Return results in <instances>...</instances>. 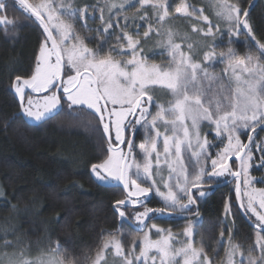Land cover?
<instances>
[{"label": "snow or ice", "instance_id": "6c2138e0", "mask_svg": "<svg viewBox=\"0 0 264 264\" xmlns=\"http://www.w3.org/2000/svg\"><path fill=\"white\" fill-rule=\"evenodd\" d=\"M208 3L216 17L215 23L204 14L203 8L198 9L188 0H179L174 12L170 11L173 0H104L103 7L84 8L73 7L71 0L59 3L18 0L19 7L39 22L45 39L30 77L16 76L11 84L21 110L17 118L46 122L59 114L62 101L70 109L90 110L107 141L106 157L91 165V175L103 185H122L126 195L115 202V211L123 220L126 212L121 206L131 205L132 218L143 233L133 238L127 248L122 234H108L87 264H107L108 255L113 257L114 264L116 261L119 264H214V257L215 264H264V187L255 186L264 184V177L256 180L250 171L253 167L264 168V143H256L252 135L264 126V42L256 39L248 10L241 8L238 0H208ZM6 7L4 0H0V12ZM96 8L101 13L104 35L93 48L86 43L90 38L81 37L70 21L77 14L84 18L90 9ZM127 8H135L136 17L144 22L135 24L132 32L127 30L129 17L124 15ZM121 16L125 24L121 27L116 20V27L120 28L116 45L105 52L107 37L114 34L109 29H113V20ZM180 18L190 24L191 33L213 38L211 44L203 45L201 59L195 58L199 54L197 42L188 33L181 35L171 26V21ZM221 23L226 28L228 47L226 52L217 53L215 35L224 34ZM0 24L12 25L13 21L0 15ZM242 31L245 44L249 38L255 42V55L250 50L241 58L232 47ZM141 32L145 41L153 35L157 37L156 43L165 50L167 62H149ZM220 64L226 65L223 76L214 71ZM156 90L170 97L166 104L156 101L153 95ZM203 127L214 131L213 140L218 143L208 140V134L202 133ZM140 129L145 142L137 151L133 137ZM241 135H247V143L241 140ZM213 147L218 149L214 156L209 151ZM254 147L260 153L259 163L255 165ZM225 174L236 181L240 207L245 214L255 217L254 244L246 250L233 241L231 230L224 257L220 259L218 249L210 256L202 241L198 246L194 243L191 222L184 229L183 239L170 229L158 228L156 224L149 228L145 223L153 213L189 210L198 198L194 190L199 197L205 195L202 190L205 177ZM141 180L151 181L149 187H143ZM153 190L162 198L164 207L144 206L140 198H146ZM224 212L230 213L227 203ZM7 235L0 242V248L4 249L0 252V264H76L75 260L60 255L59 242L40 255L29 257L25 249H17L20 242L14 243ZM224 237L222 230L221 242ZM9 248L13 251L8 252Z\"/></svg>", "mask_w": 264, "mask_h": 264}, {"label": "trees", "instance_id": "16d2710c", "mask_svg": "<svg viewBox=\"0 0 264 264\" xmlns=\"http://www.w3.org/2000/svg\"><path fill=\"white\" fill-rule=\"evenodd\" d=\"M188 1L197 7L204 6L207 15L213 23L216 22L208 1ZM252 1L238 0L241 8L247 10ZM14 2L12 9L6 7L4 10L13 24L7 26L0 24V242L7 233L8 239L14 243L17 240L20 242L17 249H25L29 256H37L41 251L46 252L59 242L62 257L73 259L76 264H87L88 258L94 257L102 239L107 238L108 234H122L127 248L131 240L140 236L142 232L125 223L115 211V202L126 195L122 186L102 185L91 175V165L106 157L107 141L97 118L89 114L90 110L70 109L63 101V108L59 114L46 122L34 125L25 123L24 118H17L21 110L11 84L16 76L30 77L45 33L39 22L34 17H29L19 7L18 0ZM29 2L35 3L38 0ZM71 2L73 7L77 8H84L86 5L102 7L101 1L99 3L91 0H71ZM176 3L178 0H173L170 11L174 12ZM90 12H95L94 19L89 15ZM126 13L129 14L127 21L129 32L133 31L135 24L144 23L134 16L135 8H130ZM100 15L99 8L90 9L84 18L77 14V17L70 21L81 37L90 38L86 39L89 47L95 48L104 35ZM248 18L256 39L264 42V0L257 2ZM117 19L121 27L125 24L122 16L113 20V29H109V32L114 34L107 37L105 52L116 45V35L120 34V28L116 27ZM174 24L181 35L188 33L192 41L197 42L196 49L203 40L205 44L213 42L212 37L204 38L191 33L190 24L183 18L171 21V25ZM220 26L224 27L222 24ZM144 27L147 28V24H144ZM98 28L101 29L100 32L96 31ZM223 32V35L216 33L215 39L220 36L225 38L227 33ZM240 36L245 38L244 31ZM141 40L145 41L142 32ZM156 40L157 37L154 35L148 39L147 43L151 49L144 54L149 58V62H167L168 57L165 58L163 49L157 48ZM218 45L217 52L227 51L228 42L221 41ZM232 47L241 58L248 55L250 50L253 55L257 53L255 42L250 38L248 44L239 41ZM201 56L195 58L200 59ZM224 68L223 65L222 70ZM222 70L218 76H223ZM253 136L256 143H264V129L255 131ZM241 140L246 143L247 135H241ZM216 149L213 147L209 150L213 156ZM253 151L255 165L259 163L260 153L256 152L255 147ZM232 166L236 168L235 164ZM250 171L255 178L264 176V168L253 167ZM229 178V175L224 179L205 177L204 184L221 183ZM235 186L236 181H233L215 188H202L205 192L203 197H199L194 190L198 197L196 203L191 205L189 210L180 212L188 213L196 205L199 206V213L190 217L192 220L189 219L193 221L197 217L192 225L195 231L194 238L196 242L204 243L210 256H213L214 249H218L220 259L224 257L226 247V243L221 242L220 238L222 230L225 237H228L229 230L232 231L233 228L236 241L245 248L254 244L257 231L239 209ZM255 186L263 187L264 184L257 183ZM226 203L231 209L228 224L224 219ZM151 204L163 205L156 194ZM121 210L134 221L131 215L134 209L121 206ZM139 210L143 211V208ZM162 215L167 217L165 214ZM247 216L255 225V217L251 213ZM154 220L151 219L148 227L155 222L174 232H183L185 229L183 221L175 223L166 218ZM0 250L4 251L2 248ZM215 259L214 257V264Z\"/></svg>", "mask_w": 264, "mask_h": 264}, {"label": "rangeland", "instance_id": "374dc122", "mask_svg": "<svg viewBox=\"0 0 264 264\" xmlns=\"http://www.w3.org/2000/svg\"><path fill=\"white\" fill-rule=\"evenodd\" d=\"M91 1H98L99 3H100V1H101V5H102V7H103V3H104V0H91ZM205 1H208V0H205ZM56 2L57 3H59L60 2V0H56ZM178 2H179V0H178ZM189 2V1H188ZM190 4H191V2H189ZM195 7H197V6H195ZM198 9L199 8H203L204 9V14L205 15H207V13H206V8L204 7V6H198L197 7ZM130 8H127L126 9V11L127 10H129ZM126 11H125V13H124V15H127L128 17H129V14H127L126 13ZM88 14V13H87ZM89 15L91 16V17H94V15H95V12H90L89 13ZM104 16H105V19H107L108 18V13H107V10L105 9V12H104ZM134 16H136V15H134ZM119 18V17H118ZM211 19V18H210ZM115 20V19H114ZM128 25H129V22L127 23ZM222 25H224L223 23H221ZM173 28H174V30H177V27H176V24H174V25H171ZM221 29H223V31H226V28H225V25H224V27H222ZM223 36H220V38H216L215 39V42L217 43V44H219L221 41L222 42H228V35H225V38H222ZM222 38V39H221ZM234 39H236V38H234ZM221 40V41H220ZM220 41V42H219ZM239 41H245V38L244 37H241V36H239V38H238V40H237V42H239ZM148 40H146V41H142V44H143V48H144V53L145 54H147V51H148V49H151L150 47H149V45H148ZM156 45H157V43H155ZM154 44V45H155ZM205 44V40H203L202 42H200L199 43V47H197V49H196V52L197 53H199V54H196V56L195 57H199V55H201L200 53L204 50V47H203V45ZM155 45V47H157ZM50 46V45H49ZM203 47V48H202ZM158 49H163L162 47H157ZM164 50V49H163ZM165 51V50H164ZM226 52V51H225ZM159 53V52H158ZM217 53H219V52H217ZM166 54V53H165ZM159 54H157V56H158ZM119 58V57H118ZM165 58L167 59V54H166V56H165ZM202 58V56L200 57V59ZM160 60H161V57H160ZM157 63H159V62H157ZM224 65V67H225V64H220V65H218V66H216V68L214 69V71H215V74H217V75H220V70H222V66ZM153 95H154V98L156 99V101L157 102H160V103H167V101L170 99V97L164 92V91H161V90H156L154 93H153ZM34 97L36 96V95H33ZM154 111H155V109H154ZM202 133H207L208 135H207V138H208V140L210 141V142H212V143H218V141H214L213 140V137H214V135H215V133H214V131H212V130H210L209 128H207V127H203L202 128ZM142 134L144 135L143 136V140H142V143H144L145 142V134H144V132H142ZM161 147V149H162V145L160 146ZM218 149H216V151H217ZM162 161H163V158H162ZM187 162V161H186ZM208 170L209 171H211V164H210V161L208 162ZM194 169L190 166L189 167V172H192ZM164 175H165V177L167 176V169L165 168V171H164ZM227 177V174H225L224 176H221V177H213V178H218V179H224V178H226ZM261 177H264V176H257L255 179H260ZM156 179H157V181H159V177H156ZM141 181H143V182H145L147 185H150V183H151V181H146V180H141ZM264 187V186H263ZM258 188H260V187H258ZM161 190H164L163 189V187L161 186ZM154 194H156V192L154 191ZM156 196H158L157 194H156ZM158 197H160V196H158ZM160 200L162 201V203H163V200H162V198L160 197ZM163 205H164V203H163ZM231 210V209H230ZM229 214H231V211H230V213ZM229 214H227V215H225V217H224V219H225V221H226V223H227V221H228V215ZM189 219H191L192 220V218H187V219H184V221H183V225H185V228L188 226V224H189V222H191V224L193 225V223L195 222V220L197 219V217H195V220H193V221H189ZM153 224H156L157 225V227L158 228H163L160 224H158V223H153ZM228 224V223H227ZM152 225V224H151ZM151 225L149 226V228H151ZM182 225V224H181ZM163 229H166V228H163ZM232 229V231H231V233H232V236H233V241L234 242H236V243H239L238 241H236V238L234 237V235H233V228H231ZM148 229H146L145 231H147ZM172 231V233L174 234V235H176V236H178L180 239H183V232H179V231H177V232H174L173 230H171ZM192 231H193V237H192V239H193V241H194V243L198 246L199 244H200V242H196V240H195V238H194V235H195V231H194V228H193V226H192ZM143 234V233H142ZM141 234V235H142ZM229 234V233H228ZM152 235H153V238H156V234H155V229H152ZM117 236H121V235H117ZM136 237H138V236H136ZM122 239H123V236H122ZM227 239H228V237H224V242L226 243L225 245L227 246ZM125 246V245H124ZM126 248V247H125ZM243 248L246 250L247 248H245L244 246H243ZM7 251L8 252H12L13 251V249L12 248H9V249H7ZM137 251H138V249H137ZM0 252H3V250H0ZM30 254V253H29ZM254 255H258L259 253L258 252H254L253 253ZM25 255L26 256H29L28 255V253H26V251H25ZM40 255V254H39ZM38 256V255H37ZM29 257H35V256H29ZM237 259H239V257H237ZM107 264H114V261H113V257L111 256V255H108L107 256ZM115 264H119V262L118 261H116L115 262Z\"/></svg>", "mask_w": 264, "mask_h": 264}, {"label": "flooded vegetation", "instance_id": "af4514ba", "mask_svg": "<svg viewBox=\"0 0 264 264\" xmlns=\"http://www.w3.org/2000/svg\"><path fill=\"white\" fill-rule=\"evenodd\" d=\"M15 0H4L5 4L7 5V8L8 9H12L14 7V2ZM0 15H5V11L3 10L2 12H0ZM35 19V18H34ZM152 111H154V109H152ZM143 130L140 129L137 131L136 135L133 137L134 139V144L137 146V151H138V146L142 143V139H143V134H142ZM126 135H129L128 133H126ZM113 137H114V131H113ZM142 186L143 187H149V185H147L145 182L143 181H140ZM204 185V184H203ZM154 197H155V194H154ZM154 197L147 203L144 204V206L148 207V208H161V207H164L163 205H158V206H154L151 204V201L154 199ZM143 203L144 201H146L147 197H143V198H140ZM198 202V201H197ZM199 204V203H198ZM123 207H127V208H130V209H133V207L131 205H128V206H123ZM138 208H143L142 206H136ZM196 210V207H194L193 210L189 211L188 213H194V211ZM170 212H183V211H170ZM188 213H185V214H188ZM165 215H167V217H163L162 214H157V213H153L151 218L149 219V222H148V225L150 224V221L151 219H155L154 221H156L157 219H161V218H166L168 220H171L172 222H175V223H178V222H182L184 221V218H179V217H176L174 216L173 214H168V213H164ZM162 216V217H161ZM126 219H123L125 223H127L128 225H130L133 229L138 230V225L136 223V221L130 219V217L126 214ZM182 219V220H181ZM153 221V222H154Z\"/></svg>", "mask_w": 264, "mask_h": 264}, {"label": "water", "instance_id": "95a60500", "mask_svg": "<svg viewBox=\"0 0 264 264\" xmlns=\"http://www.w3.org/2000/svg\"><path fill=\"white\" fill-rule=\"evenodd\" d=\"M259 0H253L252 1V3L250 4V7H249V9H248V13H250L251 12V10L253 9V7L257 4V2H258ZM251 39V38H250ZM254 42V41H253ZM22 78H24V77H22ZM26 92H30V90H26ZM13 93H14V90H13ZM15 95V94H14ZM33 95H37V94H33ZM16 96V95H15ZM17 97V96H16ZM17 99H18V97H17ZM19 100V99H18ZM62 108H63V101H62V105H61V110H62ZM60 110V111H61ZM19 114H21V112L19 113ZM24 119L28 122V123H30V124H34V125H37V124H40V123H42V122H35V121H32V120H28L27 119V117H24ZM259 129H264V126H261V127H258L257 129H256V131L257 130H259ZM254 133H252V135H253ZM248 141H246V143H247ZM231 163V162H230ZM233 181H235V179L232 177V176H230V178L229 179H227L226 181H223V182H221V183H214V184H204L203 186H202V188H215V187H219V186H223V185H227V184H230L231 182H233ZM101 184V183H100ZM103 185V184H102ZM105 186H107V185H105ZM122 186V185H121ZM123 188V187H122ZM153 196H154V192L153 191H150L149 193H148V195H147V199H146V201H144V204L145 203H147V202H149L152 198H153ZM141 198H143V197H141ZM238 205H239V209H240V211H241V213H242V215L245 217V219L248 221V222H250L254 227H255V225L250 221V219H249V217L247 216V214H245V211H244V209H242L241 207H240V201H238ZM196 207H197V209H196V211L194 212V213H191V214H185V213H180V212H170V211H168V212H166V213H168V214H173L174 216H176V217H179V218H189V217H193V216H196L198 213H199V206L198 205H196ZM114 208H115V205H114ZM152 216V214H150V217ZM124 219H126V218H124ZM148 222H149V219L148 220H146L145 221V223L148 225ZM146 229H144V231H145Z\"/></svg>", "mask_w": 264, "mask_h": 264}]
</instances>
